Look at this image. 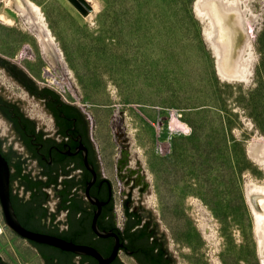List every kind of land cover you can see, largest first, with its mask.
<instances>
[{
  "label": "rangeland",
  "instance_id": "374dc122",
  "mask_svg": "<svg viewBox=\"0 0 264 264\" xmlns=\"http://www.w3.org/2000/svg\"><path fill=\"white\" fill-rule=\"evenodd\" d=\"M33 1L60 61L46 60L9 0L0 2V53L28 61L37 83L85 109L122 195L132 178L125 184L128 175L119 177L116 166L129 142L122 171L140 168L139 159L150 182L143 198L144 182L132 197L155 213L177 264H261L246 188L264 184V168L249 151L264 140V0H243L256 21L251 75L238 81L218 73L197 0ZM203 218L216 233L212 243ZM0 255L9 264H41L11 229L0 234Z\"/></svg>",
  "mask_w": 264,
  "mask_h": 264
},
{
  "label": "flooded vegetation",
  "instance_id": "af4514ba",
  "mask_svg": "<svg viewBox=\"0 0 264 264\" xmlns=\"http://www.w3.org/2000/svg\"><path fill=\"white\" fill-rule=\"evenodd\" d=\"M30 65L28 61L24 64L22 60L0 53V223L4 225L3 233L11 229L32 246L41 264H124L122 252L134 258L137 264H175L157 221L133 200L130 190L123 205L142 218V226L148 227L151 242L159 245L157 251L162 252L163 257L157 260L127 240L126 225L120 228L117 224L115 189L93 137L91 116L81 106L37 83ZM24 93L40 104L50 120L41 121L30 113V102ZM120 158L116 171L124 177L121 168L126 158ZM129 176L132 186L139 184L138 175L129 173ZM6 192L25 229L89 247L92 254L63 251L10 228L1 201ZM116 243L115 255L105 262Z\"/></svg>",
  "mask_w": 264,
  "mask_h": 264
},
{
  "label": "bare ground",
  "instance_id": "6f19581e",
  "mask_svg": "<svg viewBox=\"0 0 264 264\" xmlns=\"http://www.w3.org/2000/svg\"><path fill=\"white\" fill-rule=\"evenodd\" d=\"M84 1L89 6L94 5L91 2L93 0ZM9 4L12 11L39 39L42 54L46 60L50 64L59 62L61 48L49 29L40 7L33 0H9ZM196 7L199 15L206 20L208 25L207 35L215 52L218 73L230 81L247 80L251 75L253 66L252 34L256 15L243 0H197ZM29 68L32 72L36 71L34 65H30ZM24 95L25 99L30 102L28 108H30L32 115L41 121L50 120L39 106L40 104L35 103L26 93ZM249 151L264 168V140L251 143ZM255 191L262 193L258 197L259 211L252 208L255 233L257 232L259 238L257 247L258 251L260 248V253H262L264 250V184L250 182L247 185L246 196L248 201ZM148 198L150 202L151 196ZM200 224L207 240L211 243L214 242L216 233L212 225L206 218H203ZM3 230L4 225L0 223V234L3 233ZM126 259L128 264H131V261ZM213 264L223 263L214 258Z\"/></svg>",
  "mask_w": 264,
  "mask_h": 264
},
{
  "label": "water",
  "instance_id": "95a60500",
  "mask_svg": "<svg viewBox=\"0 0 264 264\" xmlns=\"http://www.w3.org/2000/svg\"><path fill=\"white\" fill-rule=\"evenodd\" d=\"M72 2L76 3V0H73ZM122 144H123V157L125 156L126 159L122 163L123 165H122L121 170L124 169L126 164H129V154H131L130 151H129V142L128 141H123ZM119 164L120 163H118V166H119ZM137 165H140L141 167L137 168V169H134L132 167H128V169H126V170H129V172L125 173V176L123 177V179L126 177V175H128V179L125 181V184H128L131 181V177L129 176V173L135 174V176L138 175L139 184H142V182H144V186H142L139 189L141 191V193H140L141 198H143V191H146V188L149 189L150 182H148L147 179L145 178L146 173L144 175H142V173L140 172V170L142 169V165L140 164V160L139 159H138V164ZM0 172L2 174L1 170H0ZM119 177H121V176L119 175ZM138 185H134L133 184V186H130L131 187V190H130L131 195H133V193H132L133 188L132 187H135V186H138ZM122 193H127V192L124 190V192H122ZM261 195H262L261 192H256V191L251 194V196L249 198V204L251 206V209L254 208V209H256V211H259L260 207L258 205V197H260ZM133 200H135V198ZM1 201H2V203L4 205V209H5L6 224L10 228L15 230L17 233H19V234H21L23 236L29 237V238H33V239H35V240H37L39 242H45V243L51 244L54 247L59 248V249H61L63 251H79V252H83V253L92 254L93 251L89 247L77 246V245L73 244L72 242H68V241H65L63 239L54 238V237H50V236H45V235H42V234H38V233H34V232H31V231H28L27 229H25L20 224L19 220L17 219L16 214H15L14 209H13V206L11 204V200H10L9 195H8L7 192L5 193L4 196L1 197ZM140 205H142L145 208V210H147L148 212H150L152 214V216L157 221L158 226H159V231L161 232V225H160L155 213L152 211V209L149 208V207L144 206L143 204H140ZM125 214H126V217H127L126 223H125V225H126L125 237L131 243V245L132 244L133 245H137L138 247H141L142 249H144V248L150 247V246H152L154 244V245H156L155 251H157L159 245L157 243L151 242L152 234L148 231V227L147 226H142V218L139 217V216L136 217L135 213L133 211L128 210L127 208H125ZM95 228H96V224H95ZM142 232H144V234H145V235H143V237L141 236ZM161 233H163V235L165 237L166 245H167V248H168V238L166 237L165 230L163 232H161ZM109 234H111V233H109ZM147 234H150L151 236L147 237ZM255 238H256V242L258 244L259 243L258 242L259 238H258L257 232L255 233ZM143 239H145V241ZM117 248H118V243H116L115 249H114L111 257L106 259L105 262H107V261H109V260H111L113 258V256L116 253ZM168 250H169V248H168ZM171 254L173 255L175 264H177V258L174 257V253L171 252ZM258 255H259L260 263L264 264V250H263L262 253H260V248H259ZM149 256H153L155 258L154 255H149ZM162 257H163V253H162V256H160L158 259H161ZM102 262H104V261L101 260V263ZM0 264H9V263L2 258V259H0ZM124 264H125V262H124Z\"/></svg>",
  "mask_w": 264,
  "mask_h": 264
},
{
  "label": "crops",
  "instance_id": "0c3cea01",
  "mask_svg": "<svg viewBox=\"0 0 264 264\" xmlns=\"http://www.w3.org/2000/svg\"><path fill=\"white\" fill-rule=\"evenodd\" d=\"M124 199H125V194L122 195L121 193H116L115 191L114 193V212L116 215L117 224L118 226H120V228H122L123 225H125L126 219H127L126 214H125V207L123 205ZM35 255H36V252H35ZM121 257H122V260L125 262V264H128L126 258H128L131 261V264H137L134 258H132L131 256L127 255L124 252L121 253Z\"/></svg>",
  "mask_w": 264,
  "mask_h": 264
},
{
  "label": "trees",
  "instance_id": "16d2710c",
  "mask_svg": "<svg viewBox=\"0 0 264 264\" xmlns=\"http://www.w3.org/2000/svg\"><path fill=\"white\" fill-rule=\"evenodd\" d=\"M48 90H50L51 92L53 93H56L59 95V93H57L56 91H54L53 89H50V88H47ZM144 232L141 233V236L143 237ZM151 235L150 234H147V237H150ZM155 248H156V245H152L150 247H146L144 248L145 251L148 253V255H154L155 256V259H158L160 256H162V253L161 252H158V251H155ZM0 259H2V256L0 255Z\"/></svg>",
  "mask_w": 264,
  "mask_h": 264
},
{
  "label": "built area",
  "instance_id": "2783aa9c",
  "mask_svg": "<svg viewBox=\"0 0 264 264\" xmlns=\"http://www.w3.org/2000/svg\"><path fill=\"white\" fill-rule=\"evenodd\" d=\"M3 0H0V2H2Z\"/></svg>",
  "mask_w": 264,
  "mask_h": 264
}]
</instances>
